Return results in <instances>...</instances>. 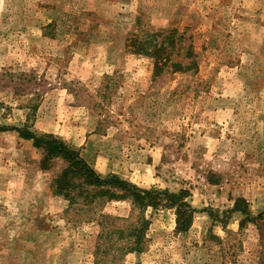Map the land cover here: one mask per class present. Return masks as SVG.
<instances>
[{
  "label": "rangeland",
  "instance_id": "obj_1",
  "mask_svg": "<svg viewBox=\"0 0 264 264\" xmlns=\"http://www.w3.org/2000/svg\"><path fill=\"white\" fill-rule=\"evenodd\" d=\"M26 122L102 176L191 190V228L150 209L144 251L117 264H264V0H0V126ZM42 156L0 131V264H95L98 217L52 192L66 162ZM239 197L257 222L240 227Z\"/></svg>",
  "mask_w": 264,
  "mask_h": 264
},
{
  "label": "trees",
  "instance_id": "obj_2",
  "mask_svg": "<svg viewBox=\"0 0 264 264\" xmlns=\"http://www.w3.org/2000/svg\"><path fill=\"white\" fill-rule=\"evenodd\" d=\"M154 36H157V32ZM155 40L157 41V38ZM137 42L138 37L133 36L131 44L135 45ZM153 46L155 48L152 49ZM140 47L138 45L135 51L152 57L156 55V42H152L149 46L143 42ZM189 65L192 68L195 62ZM157 67L159 62L155 59V73ZM7 130H15L21 138L31 141L33 146L42 150L43 156L40 161L42 169H47L52 159L57 157H61L66 162L61 172L52 178L50 188L54 194L62 195L67 199L69 209H85L92 211L91 217L94 219L98 217L101 232L97 235L95 264H117V260L128 253L144 251L147 232L151 225V218L147 215L150 209L153 211L163 208L173 209L176 215L175 230L187 232L191 228L198 210L192 204L190 189L181 188L172 191L155 185L145 188L116 173L102 176L77 148L52 132H39L28 122L22 126H0V131ZM119 200H129L138 210L133 222L110 213L102 212L99 216L94 215L98 207L105 202ZM232 211H240L245 215L240 227L245 226L247 222L255 223L260 218L259 215L251 214L243 197L236 199ZM122 220L126 221L125 224L118 223Z\"/></svg>",
  "mask_w": 264,
  "mask_h": 264
}]
</instances>
